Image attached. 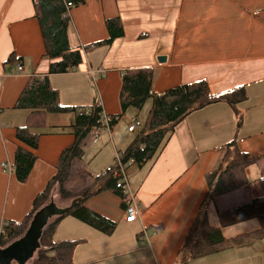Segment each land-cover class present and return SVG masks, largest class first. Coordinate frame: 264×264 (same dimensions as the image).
I'll return each instance as SVG.
<instances>
[{"label":"crops","instance_id":"obj_1","mask_svg":"<svg viewBox=\"0 0 264 264\" xmlns=\"http://www.w3.org/2000/svg\"><path fill=\"white\" fill-rule=\"evenodd\" d=\"M84 1L71 12L74 28H69L70 45L81 50L83 63L75 73L49 76L57 61L46 57L35 0H0V236L6 223L23 222L29 215L36 197L56 176L62 153L75 142L71 131L75 114L48 113L45 126L36 131L43 135L33 151L37 162L28 182L21 184L3 168L14 163L19 146L16 128L25 126L35 113L15 109L31 79L49 76L63 107L101 105L105 115L117 117L122 115L123 73L152 70L157 93L201 80L215 95L244 88L247 100L238 105L242 126L238 128L233 109L225 103L193 113L154 160L127 171L139 202L136 222L125 221L120 196L104 192L91 197L86 206L116 223L111 236L67 217L53 240L82 241L74 264H180L178 254L208 192L205 176L219 162V149L235 138L239 149L258 161L247 170L248 187L218 199L237 203L241 200L235 199L242 198L238 207L261 196L251 191L264 176V0ZM117 18L124 36L111 46H96L109 37L106 21ZM12 54L21 61L7 64ZM161 57L167 61L160 63ZM18 65L24 73H14ZM97 71L104 73L99 76ZM130 113L111 133L102 132L98 141L91 133L83 142V157L75 164L87 180L104 173L134 142L139 130L129 132L135 119V112ZM125 122L127 137L117 138ZM216 202L211 204L214 210ZM252 222L229 227L224 234L234 237L238 234L229 236L227 231ZM184 264H264V240Z\"/></svg>","mask_w":264,"mask_h":264},{"label":"trees","instance_id":"obj_2","mask_svg":"<svg viewBox=\"0 0 264 264\" xmlns=\"http://www.w3.org/2000/svg\"><path fill=\"white\" fill-rule=\"evenodd\" d=\"M74 2L76 7L85 3L84 0H74ZM35 11L44 39L46 57L57 61L51 64L49 76L77 72L83 63V57L80 49L70 45L71 17L66 16L67 10L63 0H38L35 2ZM106 26L109 37L97 43L96 46H111L117 39L124 36L120 19L107 20ZM20 61V58L12 54L7 64H16ZM49 76L44 77L42 81L37 78L31 79L17 100L15 109L35 113L28 117L25 126L16 128L19 146L15 152L12 173L21 184L28 182L37 162V156L33 151L38 149L39 140L43 135L36 131L45 126V115L48 113L75 114V124L71 127L75 142L62 153L56 176L45 191L36 197L33 208L25 220L6 224L4 233L0 236V248H6L22 238L36 213L52 201L56 203L52 192L58 185L61 200L71 203L76 199L83 201L65 216L57 217L49 222L40 241L41 249L28 264H74L75 250L82 241L54 242L53 237L58 225L67 217H73L111 236L117 228L116 223L88 209L86 202L101 193L112 192L123 199L125 208V196L121 190L117 189L118 168H112L107 173L92 177L91 185L85 183L67 186L73 174L75 162L83 157V142L91 135L94 128L103 125L104 112L101 105L87 108L61 106L58 93L50 87ZM153 84L152 70H129L123 73L120 96L122 115L113 117L110 126L113 129L121 117L132 110L136 111L134 120H143V127L138 131L134 142L120 153L123 165L133 161L138 167H144L150 163L189 116L214 104L229 105L235 113L238 128L242 126L243 118L238 105L247 100L244 88L215 95L208 82L201 80L179 85L164 93H157L154 91ZM148 103L151 104L149 113L145 119H142L140 114ZM219 153V162L205 176L208 192L178 254L177 261L180 264L264 240V176L259 180L262 190L260 197L228 211L218 212L219 226L211 225L210 205L220 197L248 187L251 182L247 170L258 161L257 156L244 153L239 149L236 138L220 148ZM250 221L257 223V229L234 237L225 236V229Z\"/></svg>","mask_w":264,"mask_h":264},{"label":"water","instance_id":"obj_3","mask_svg":"<svg viewBox=\"0 0 264 264\" xmlns=\"http://www.w3.org/2000/svg\"><path fill=\"white\" fill-rule=\"evenodd\" d=\"M166 61L165 57L159 58L160 63H165ZM55 190L56 188L52 192V197L55 198L57 204L52 201L43 207L33 217L22 238L11 243L6 248H0V264H28L37 251L41 249L40 241L49 222L57 217L65 216L83 201L82 199H76L68 206L62 201H57Z\"/></svg>","mask_w":264,"mask_h":264},{"label":"built area","instance_id":"obj_4","mask_svg":"<svg viewBox=\"0 0 264 264\" xmlns=\"http://www.w3.org/2000/svg\"><path fill=\"white\" fill-rule=\"evenodd\" d=\"M38 0H35L37 2ZM66 6L67 14L66 16H71L72 10L76 7L74 0H63ZM25 70L23 66L18 65L16 68V71H14L15 74H22ZM104 72L97 71L95 74L101 76ZM94 75V74H93ZM113 120V117L107 116L103 113V125L98 128H94L92 130V136L94 137L95 141H98L100 138V134L102 132H109L111 133L112 128L110 126V122ZM143 127L142 121L139 120H132L131 126L129 127V132L133 133L137 130H140ZM121 154H117L114 161L110 165V167L105 170L104 173H107L108 170L112 168H118V172L116 176L119 178V182L117 184V189L121 190L122 194L125 196L124 202H125V221L127 223H134L139 219V202L136 198V195L129 183L127 171L135 166L133 161L129 162L126 165L121 164ZM3 168L8 169L9 172L12 173V166H9L7 164L2 165ZM7 224V223H6ZM6 224L3 226L1 234L4 233V228Z\"/></svg>","mask_w":264,"mask_h":264},{"label":"rangeland","instance_id":"obj_5","mask_svg":"<svg viewBox=\"0 0 264 264\" xmlns=\"http://www.w3.org/2000/svg\"><path fill=\"white\" fill-rule=\"evenodd\" d=\"M73 11V10H72ZM71 28H74V24H73V22L71 21ZM151 106V104L150 103H148L147 104V106L145 107V109L141 112V114H140V117L141 118H145V117H147V115H148V108ZM132 112H136L135 110H132ZM129 115L131 116V113H129ZM128 133H127V123L125 122V123H123V125L121 126V128H120V130H119V133H118V135L116 136L117 138H125V137H127L126 135H127ZM132 136V135H131ZM254 165H252V166H250V169L253 167ZM82 171L80 170V166H78L77 164H74V168H73V174H72V176H71V179H70V181H69V183L67 184V186L69 187V186H71V185H74V184H80V185H82L83 183H85V182H87L88 181V185H91L92 184V180L91 179H89V180H87L88 179V177L85 175V174H83V173H81ZM249 177V179L251 180V178H250V176H248ZM66 186V187H67ZM56 188V190H55V194H56V196H57V201L58 202H64V203H66L67 205H70L71 204V202L70 201H63V200H61V198H60V195H59V186L58 185H56L55 187H54V189ZM53 189V190H54ZM261 186H260V184H259V187H257L256 189H254V187L252 188V191H251V193H252V195L254 196V194L256 195V196H260V195H262L261 194ZM239 198V197H238ZM235 200H237V201H240V202H237V203H235V202H232L231 200H227V201H221L220 199H217V202L215 203L216 205H215V207L217 208L216 210H214L213 208H212V205H210V209H209V216H210V213H211V216L212 217H210V219H211V223H212V225L213 226H218V216H217V212H225V211H228V210H230L229 208H231V207H235V205H237L238 203H241V202H243L242 201V198L241 199H235ZM228 209V210H227ZM52 222V221H51ZM257 228V223L256 222H252V223H249V224H246V225H242V226H240V227H237L236 229H233V230H231L230 232H228L227 231V235H229V236H232V235H236V234H240V233H245V232H249V231H252V230H254V229H256Z\"/></svg>","mask_w":264,"mask_h":264}]
</instances>
